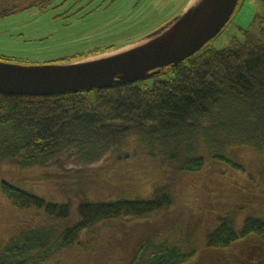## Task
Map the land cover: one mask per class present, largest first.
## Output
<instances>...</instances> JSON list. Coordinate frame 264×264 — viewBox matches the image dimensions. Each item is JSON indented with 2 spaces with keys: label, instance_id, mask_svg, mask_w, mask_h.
<instances>
[{
  "label": "trees",
  "instance_id": "trees-1",
  "mask_svg": "<svg viewBox=\"0 0 264 264\" xmlns=\"http://www.w3.org/2000/svg\"><path fill=\"white\" fill-rule=\"evenodd\" d=\"M52 1L0 0V17ZM244 35L236 47L207 46L152 87L136 82L54 96L0 94V166L39 169L67 199L49 200L0 179V196L27 216L3 240L0 264L56 262L85 247L84 235L97 238L111 223L136 229L128 236L140 244L132 245L128 264H264L263 217L247 216L239 227L223 217L202 249L187 252L156 234L159 228L150 234L139 229L142 220L158 219L176 205L182 173L228 160L243 147L264 162V14L257 33ZM143 186L150 189L146 197ZM248 238L258 250L239 258L236 245Z\"/></svg>",
  "mask_w": 264,
  "mask_h": 264
},
{
  "label": "rangeland",
  "instance_id": "rangeland-1",
  "mask_svg": "<svg viewBox=\"0 0 264 264\" xmlns=\"http://www.w3.org/2000/svg\"><path fill=\"white\" fill-rule=\"evenodd\" d=\"M188 2L53 0L47 8L36 6L19 10L0 17V58L27 65H45L107 47L118 48L112 52L130 49L133 46L129 43L167 25ZM263 14L264 5L260 0H241L229 23L210 42V46L223 49L243 43L245 30L257 33ZM175 71L167 68L137 84L144 88L152 87L157 80L174 76ZM263 165L258 153L243 147L234 149L228 160L208 161L201 171L182 173L176 205L158 219L142 220L147 223V228L141 222L139 229H146L145 233L150 234L159 228L156 234H167L172 244L187 252L192 246L202 249L207 233L223 217H231L235 227H239L250 215L264 218ZM42 172L39 169L19 170L12 165L0 166V179L4 178L49 200L66 201L54 188L53 182L45 181ZM149 175L152 177L151 173ZM141 188L142 196H148V186ZM26 217L14 208L6 196H0V247L8 234L18 228ZM131 229L129 225L124 228L118 223H111L99 231L97 238L89 240L91 237L84 235L82 240L87 241L84 242L85 247H74L50 264H128L133 257L130 251L132 245L140 244L138 239L129 238L130 232L134 234L136 231ZM255 242L248 238L245 243H238L236 255L239 258L246 253L254 256L258 250L253 247Z\"/></svg>",
  "mask_w": 264,
  "mask_h": 264
},
{
  "label": "water",
  "instance_id": "water-1",
  "mask_svg": "<svg viewBox=\"0 0 264 264\" xmlns=\"http://www.w3.org/2000/svg\"><path fill=\"white\" fill-rule=\"evenodd\" d=\"M240 1L202 0L186 11L189 0L167 25L129 43L143 44L112 56L104 55L118 48L68 63L27 65L0 60V94L54 96L151 78L178 67L209 46L229 23Z\"/></svg>",
  "mask_w": 264,
  "mask_h": 264
},
{
  "label": "bare ground",
  "instance_id": "bare-ground-1",
  "mask_svg": "<svg viewBox=\"0 0 264 264\" xmlns=\"http://www.w3.org/2000/svg\"><path fill=\"white\" fill-rule=\"evenodd\" d=\"M201 1H202V0H191V2L189 3V6L187 7L186 11H188V10H190L191 8L195 7V6H196L198 3H200ZM143 43H144V41L139 42V43H137V44H134V45H132L133 47H131V49H132V48H135V47H137V46H139V45H141V44H143ZM127 48H128V47H127ZM124 49H125V48H124ZM124 49L119 50V51H115V52H111V53H107V54H105L104 56L107 57V56L116 55V54H118V53L124 51ZM126 50H127V49H126Z\"/></svg>",
  "mask_w": 264,
  "mask_h": 264
}]
</instances>
